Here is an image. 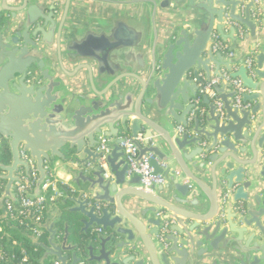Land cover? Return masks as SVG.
<instances>
[{"label": "water", "instance_id": "obj_1", "mask_svg": "<svg viewBox=\"0 0 264 264\" xmlns=\"http://www.w3.org/2000/svg\"><path fill=\"white\" fill-rule=\"evenodd\" d=\"M258 2L259 24L255 0H0V142L10 154L0 218L4 197L17 205L13 182L29 176L20 151L39 175L31 198L45 163L58 158L71 175L58 216L38 224L46 237L30 238L35 264H264ZM216 41L234 57L214 51ZM223 72L247 89L240 106ZM213 78L214 95L202 93ZM101 133L115 139L107 169ZM127 134H141L137 160L151 154L163 183L127 174Z\"/></svg>", "mask_w": 264, "mask_h": 264}, {"label": "built area", "instance_id": "obj_2", "mask_svg": "<svg viewBox=\"0 0 264 264\" xmlns=\"http://www.w3.org/2000/svg\"><path fill=\"white\" fill-rule=\"evenodd\" d=\"M255 3L257 6L256 8L251 9V18L259 24L261 23L262 10L258 4V0H255ZM234 24L236 26L238 36L241 37L244 33V28L238 23ZM213 50L220 52L223 56L228 58L234 57L235 55L234 51L228 50V44H224L220 41H216L213 44ZM243 66L250 74L252 73L254 66L253 54L244 58ZM237 68L238 67H235V69ZM221 79L230 81L232 87L236 90L232 106H240L241 96L247 90L243 87L241 80L239 78H231L228 72H223ZM218 82H220V78H213L211 81L206 83L200 91L208 94L209 96H213L214 92L212 85ZM217 105L220 107L221 103L217 102ZM176 129L179 132L182 131L180 126L176 127ZM119 138L121 140L119 142V146L122 148L124 160L127 164V174L139 175L140 181L144 186L163 183L161 175L154 174V168L150 162L152 158L151 154L142 156L139 160H137L138 149L136 147V142L143 141L141 134H137L136 136L127 134L120 136ZM96 139V150L103 153L100 160L103 163L102 167L106 168L104 159L106 154L110 152L111 145L115 139L109 138L102 133L97 135ZM20 158L27 161L29 166V176H24L20 173L22 178L21 181L13 182V187L10 189V192L17 198L16 207H14L10 198L4 197L3 199V207L6 216L4 218H0V264H34L31 258V253L24 242L7 235L4 231V227H8L7 224L17 227V230L20 229L24 232L30 243V238L40 241L43 237L44 230L38 226V224L43 222L45 213L48 211L50 205L64 197L62 189L60 188V190L58 188L57 182L53 179H45L40 185V196L35 198L29 197V194H32L34 191L39 175L35 169V163L30 159L27 153L20 151ZM160 166L164 165L160 163ZM5 184L6 182L0 179V197L4 192ZM242 207L241 203H237L235 204L234 209L242 211ZM1 213L0 209V215ZM96 230L99 231L100 229L97 228ZM165 230L166 225H163L160 231L163 233ZM33 248L35 250L34 246ZM53 264H58V262L55 261Z\"/></svg>", "mask_w": 264, "mask_h": 264}, {"label": "crops", "instance_id": "obj_3", "mask_svg": "<svg viewBox=\"0 0 264 264\" xmlns=\"http://www.w3.org/2000/svg\"><path fill=\"white\" fill-rule=\"evenodd\" d=\"M90 4L96 5V6H107L109 4H103V3H99V2H93L90 3L88 5V9L90 7ZM141 5H130V6H126L127 8H131L133 9L134 7H140ZM228 44V43H226ZM236 52V51H234ZM224 58H228L226 56H224ZM10 161V157L7 163H9ZM6 164V163H5ZM45 168H46V179H53L57 182L58 188L60 189L61 186H66L70 184V179H71V175L68 171V166L66 163H64L63 161L59 160L58 158H54L52 160V162L50 164L45 163ZM64 175V176H70V179H61L60 177ZM63 189V188H62ZM61 190V189H60ZM64 197L59 199L56 203V205L54 206V208H52L51 206L49 207L48 211L45 213L44 218L46 217L47 214H49L51 216L50 220H53V218L57 217L59 214V209H60V203L63 201ZM54 204V203H53ZM52 204V205H53ZM43 239V237H42ZM39 256V254L36 255V257Z\"/></svg>", "mask_w": 264, "mask_h": 264}, {"label": "trees", "instance_id": "obj_4", "mask_svg": "<svg viewBox=\"0 0 264 264\" xmlns=\"http://www.w3.org/2000/svg\"><path fill=\"white\" fill-rule=\"evenodd\" d=\"M10 154H9V148L6 142L1 141L0 142V162L2 163H7L9 160ZM64 188V186H61V189ZM63 204L62 202L60 203V207H62ZM7 227V226H5ZM11 234H15V235H20L21 239L24 244L26 245V247L29 249L30 253H31V258L33 260L34 263V257L38 254V252H36L33 248V246L31 245V243L29 242L28 238L25 236L24 232H22L20 229H18L17 231L14 229L12 230V228H7ZM35 264V263H34Z\"/></svg>", "mask_w": 264, "mask_h": 264}, {"label": "rangeland", "instance_id": "obj_5", "mask_svg": "<svg viewBox=\"0 0 264 264\" xmlns=\"http://www.w3.org/2000/svg\"><path fill=\"white\" fill-rule=\"evenodd\" d=\"M57 203L55 202L53 205H50L52 208H54V206L56 205ZM8 227H4V231H5V233L7 234V235H9L10 237H15V238H17L18 240H20L21 239V237H20V235L18 234V235H13V234H11V232L7 229ZM10 229V228H9ZM12 230H14V229H12ZM17 231V230H16ZM51 263H53V261H51Z\"/></svg>", "mask_w": 264, "mask_h": 264}, {"label": "clouds", "instance_id": "obj_6", "mask_svg": "<svg viewBox=\"0 0 264 264\" xmlns=\"http://www.w3.org/2000/svg\"><path fill=\"white\" fill-rule=\"evenodd\" d=\"M60 178L61 179H70V176H64V175H62Z\"/></svg>", "mask_w": 264, "mask_h": 264}, {"label": "flooded vegetation", "instance_id": "obj_7", "mask_svg": "<svg viewBox=\"0 0 264 264\" xmlns=\"http://www.w3.org/2000/svg\"><path fill=\"white\" fill-rule=\"evenodd\" d=\"M44 237H46V234H45V232H43V238H44Z\"/></svg>", "mask_w": 264, "mask_h": 264}]
</instances>
